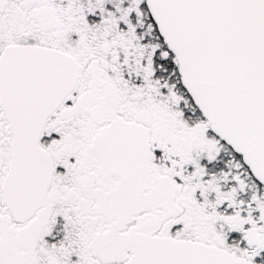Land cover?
Returning a JSON list of instances; mask_svg holds the SVG:
<instances>
[{
    "label": "snow or ice",
    "instance_id": "obj_1",
    "mask_svg": "<svg viewBox=\"0 0 264 264\" xmlns=\"http://www.w3.org/2000/svg\"><path fill=\"white\" fill-rule=\"evenodd\" d=\"M0 264H264V0H0Z\"/></svg>",
    "mask_w": 264,
    "mask_h": 264
}]
</instances>
